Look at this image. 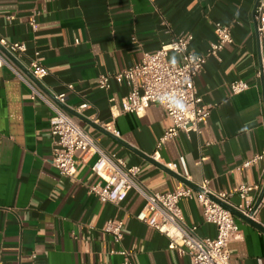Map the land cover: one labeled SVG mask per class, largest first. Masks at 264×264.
Instances as JSON below:
<instances>
[{
    "label": "crops",
    "instance_id": "crops-1",
    "mask_svg": "<svg viewBox=\"0 0 264 264\" xmlns=\"http://www.w3.org/2000/svg\"><path fill=\"white\" fill-rule=\"evenodd\" d=\"M258 0H0V36L22 41L26 51L0 67V262L2 264H190L188 256L168 247V238L135 216L145 200L130 189L120 203L100 202L88 192L97 181L90 152L75 155V173L62 177L51 164L48 119L51 110L30 99L20 78L30 79L26 65L39 51L48 73L38 86L51 95L66 94L64 108L107 153L127 166H138V184L149 192L173 190L185 181L195 191L206 179L211 191L241 183L264 186V160L244 161L264 150V32L254 18ZM12 16V19H8ZM36 28L32 29L30 21ZM230 29L232 41L209 57L194 83L208 117L188 135L179 132L165 143L160 158L151 157L171 120L159 104L143 116L121 111L130 87L111 78L101 90L100 74L113 75L139 62L171 37L190 32L189 50L206 51L215 40L214 22ZM170 59H177L173 53ZM22 66V67H21ZM25 68V69H24ZM243 80L248 89L232 94L229 84ZM72 84L69 91L66 86ZM82 104L87 107L80 108ZM111 122L119 132L104 128ZM184 156L188 177L178 157ZM176 163V169L168 164ZM188 186V185H186ZM240 201L233 195L231 202ZM184 221L199 237H214L195 199L179 202ZM109 218L123 222L120 243L104 232ZM236 217L240 237L229 243L230 264H264V195L252 219ZM260 226V227H259Z\"/></svg>",
    "mask_w": 264,
    "mask_h": 264
},
{
    "label": "built area",
    "instance_id": "built-area-1",
    "mask_svg": "<svg viewBox=\"0 0 264 264\" xmlns=\"http://www.w3.org/2000/svg\"><path fill=\"white\" fill-rule=\"evenodd\" d=\"M153 2L154 0H148ZM12 19V16H8ZM254 18L259 34L264 32V0H258ZM30 25L35 30L34 20ZM215 40L206 51L196 54L189 50L193 38L190 32H183L171 37L152 52H143L138 63L127 66L113 75L100 74L97 87L107 90L111 78L124 81L130 87L128 93L121 99V111L129 112L137 117L144 115L146 108L153 103L159 104L165 115L171 120V125L158 138L151 154L154 160L160 158V150L167 141L179 132L188 135L198 130V124L203 122L210 113V105L203 102L195 87V77L200 74L209 57L220 60V52L226 44L232 41L230 29L221 22H214ZM0 46L10 54L19 58L26 51L22 41H7L0 36ZM264 49V46H262ZM173 53L177 59H170ZM264 62V61H263ZM10 65L0 51V67ZM33 79L41 82L48 70L42 64L39 51H34L25 66ZM30 89V99H39L51 110L48 119L52 143L51 164L62 177H72L75 173V155L78 152H90L94 156L91 170L97 181L88 187V192L100 202L120 203L130 189L136 190L145 200L143 207L135 218L168 238V247L177 249L180 254L188 256L190 264H230L229 243L240 237L236 216L221 203L231 206L241 214L253 219L256 209L254 193L260 190L257 184H244L227 191H211L208 180L204 179L195 191L189 186L180 185L165 192H149L136 181L138 166H127L115 154L107 153L65 110L66 94L64 92L48 95L44 93L34 80L18 74ZM264 81V65L260 72ZM232 94H239L248 89L243 80H234L229 84ZM66 88L71 91L72 84ZM180 102L189 105L188 111H182ZM87 107L82 104L80 108ZM107 131L118 136L119 132L111 122L104 125ZM258 160H264V150L244 161L239 167L249 166ZM182 166L184 178L188 177L184 156L178 157ZM168 168L176 169V163L168 164ZM233 195L240 201L231 202ZM182 198L195 199L202 208L205 222L215 226L214 237H199L193 225L184 221L179 202ZM123 222L117 218H109L103 224V231L108 233L113 242L118 244L122 239ZM117 252L122 256L120 264H132L131 253L125 249ZM0 264H2L0 262Z\"/></svg>",
    "mask_w": 264,
    "mask_h": 264
},
{
    "label": "water",
    "instance_id": "water-1",
    "mask_svg": "<svg viewBox=\"0 0 264 264\" xmlns=\"http://www.w3.org/2000/svg\"><path fill=\"white\" fill-rule=\"evenodd\" d=\"M0 50L10 59V60H12L14 63H17L18 64V62H17V60L15 59V57L12 55V54H10L8 51H6L4 48H2L1 46H0ZM22 67V66H21ZM25 69V68H24ZM28 74H29V76H30V78L32 79V80H34L33 79V77L31 76V74L28 72ZM35 81V80H34ZM36 82V84L38 85V86H40V82H37V81H35ZM66 110V109H65ZM67 112L68 113H70V114H73L72 112H70L69 110H67ZM185 184L186 185H188V186H191V187H193L192 186V184H190V183H188L187 181H185ZM263 195H264V186H263V188L261 189V191H260V193H259V195H258V197L256 198V200H255V203H254V206H253V210H255L257 207H258V205L260 204V202H261V200H262V197H263ZM224 207H226V208H228L236 217H239V218H241V219H243L244 221H246V222H248V223H250V224H253V225H255V226H258V224H256L251 218H249L248 216H245V215H243V214H241L240 212H238V211H236L234 208H232L231 206H229V205H226V204H224V203H221ZM260 227V226H259ZM261 229H264V228H261Z\"/></svg>",
    "mask_w": 264,
    "mask_h": 264
},
{
    "label": "clouds",
    "instance_id": "clouds-1",
    "mask_svg": "<svg viewBox=\"0 0 264 264\" xmlns=\"http://www.w3.org/2000/svg\"><path fill=\"white\" fill-rule=\"evenodd\" d=\"M180 108L182 111H188L189 110V105L183 103V102H180Z\"/></svg>",
    "mask_w": 264,
    "mask_h": 264
}]
</instances>
